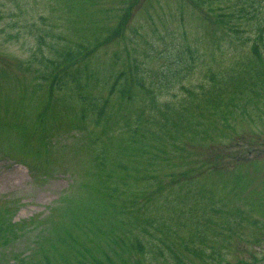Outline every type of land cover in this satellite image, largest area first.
<instances>
[{
	"label": "rangeland",
	"instance_id": "obj_1",
	"mask_svg": "<svg viewBox=\"0 0 264 264\" xmlns=\"http://www.w3.org/2000/svg\"><path fill=\"white\" fill-rule=\"evenodd\" d=\"M257 47L264 0H0V264H264Z\"/></svg>",
	"mask_w": 264,
	"mask_h": 264
},
{
	"label": "trees",
	"instance_id": "obj_2",
	"mask_svg": "<svg viewBox=\"0 0 264 264\" xmlns=\"http://www.w3.org/2000/svg\"><path fill=\"white\" fill-rule=\"evenodd\" d=\"M260 1H262V0H260ZM249 2H250V5L252 6V7H254V5H255V2H256V0H249ZM240 11H242V13H245V14H247V13H249L247 10H246V5H244V7H241L240 8ZM250 11V10H249ZM251 16H253L254 15V12H251V14H250ZM257 55H256V57H259V55H261V52L259 51V48L257 47V49H256V52H255ZM259 54V55H258ZM72 57H76V56H74L73 54H70V56H68L67 58H72ZM261 60H263L264 59V56H263V59H262V55H261ZM253 68H255V67H253ZM245 70H248V67H246V69ZM228 81L230 82H232V87H234V88H237V86H238V82H236L235 81V79H234V75H233V72H232V74H230L229 75V77H228ZM216 89V88H215ZM210 92H212V91H210ZM218 92H220V94H221V89L218 91ZM205 96V98L206 99H208V100H211V101H214V102H216L217 100H218V94L217 93H214V94H212L211 93V95H209V96H206V95H204ZM129 97H130V99H133V94H129ZM213 103V102H212ZM107 106H108V102L105 100V101H100V100H97V101H95L94 102V112L96 113V116H97V118L99 119V120H101V121H104V119H106L107 121L106 122H111V120L109 119V113H108V109H107ZM110 112L112 113V111L110 110ZM113 114V113H112ZM170 118L171 119H173L174 118V116L172 115V114H170ZM137 118L136 117H128V118H125V125H126V127H130V125H132V123L136 120ZM173 121H176V120H173ZM173 121H171V125L167 128L166 127V125L164 126L165 128H167V129H172V130H174V128H173ZM149 130V129H148ZM152 130H154V129H152ZM131 133H130V137H131V139H132V142L133 143H137V142H139V141H143L142 139L144 138V134H146V133H144V131L143 130H141L140 128H139V125H137V126H134L132 129H131V131H130ZM153 138H155V137H158V136H152ZM170 140V139H169ZM176 145V144H175ZM177 147V146H176ZM128 148H129V144L127 145V147L126 146H124V151H126V150H128ZM161 152H163L162 150H160ZM134 155V157L136 156L135 154H133ZM156 156H158V157H161L159 154H157ZM108 155L107 154H102L101 155V160H100V162H102L103 164H106V162L105 161H107V159H108ZM120 168H121V166H119ZM125 174H126V172H125ZM126 176V175H125ZM121 180V182L123 183V180L122 179H120ZM125 181H127L126 179H124ZM115 190L116 189H118V188H114ZM110 195H111V193H110Z\"/></svg>",
	"mask_w": 264,
	"mask_h": 264
}]
</instances>
